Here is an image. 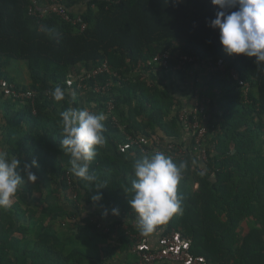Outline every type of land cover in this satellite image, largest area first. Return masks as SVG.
Listing matches in <instances>:
<instances>
[{"label": "trees", "instance_id": "1", "mask_svg": "<svg viewBox=\"0 0 264 264\" xmlns=\"http://www.w3.org/2000/svg\"><path fill=\"white\" fill-rule=\"evenodd\" d=\"M64 1L71 17L75 5L83 7L78 14L87 23L83 32L54 14L28 15L29 8L37 14L47 10L50 0H0V80L37 93L34 113L0 94V152L16 157L21 167L33 160L38 165L31 169L36 182L21 184L11 206L0 209V264H105L118 227L127 229L120 233V250L135 257L133 263L138 260L130 250L139 231L122 219H136L127 200L133 166L147 154L121 153L126 135L162 137L186 149L173 158L184 165L178 186L183 211L160 226L158 238L180 233L191 241V252L209 264H264V63L225 54L219 30L209 27L218 9L203 0ZM164 51L172 57L167 71H136L139 62ZM183 55L225 63L226 70L211 75L200 94L209 100L211 123L204 164L194 158L193 143L184 144L177 122L184 105L177 93L189 98L181 81L189 71L196 73L192 65L173 70ZM7 61L26 64L27 85L7 74ZM105 61L125 78L108 93L81 96L67 87L68 75L87 73ZM239 81L249 84L247 93ZM57 86L65 93L59 102L51 95ZM68 108L105 116L106 143L97 146L89 165L97 178L93 183L71 173L70 156L60 147V113ZM97 183L105 188L103 199L94 203ZM112 208L119 209L118 216L111 215Z\"/></svg>", "mask_w": 264, "mask_h": 264}, {"label": "clouds", "instance_id": "2", "mask_svg": "<svg viewBox=\"0 0 264 264\" xmlns=\"http://www.w3.org/2000/svg\"><path fill=\"white\" fill-rule=\"evenodd\" d=\"M211 4L218 11L209 27L219 30L225 54L255 58V65L261 66L264 63V0H211ZM51 95L57 102L65 98L59 86ZM60 116L63 122L60 147L70 156L71 173L88 183L95 182L97 178L90 172L89 165L97 155V146L106 143L104 114L68 108ZM37 166V161L33 160L31 165L25 163L21 167L16 157L9 159L6 153L0 152V209L11 206L21 184L36 182L37 177L31 169ZM183 169V164H177L170 155L161 151L144 155L135 162L130 188L132 197L127 203L136 216L141 235L149 236L157 227L182 213L178 186ZM96 188V194L91 196L94 203L103 199L101 190L105 187L97 183ZM107 214L104 213L105 216ZM111 215L118 216L119 209L112 208Z\"/></svg>", "mask_w": 264, "mask_h": 264}, {"label": "built area", "instance_id": "3", "mask_svg": "<svg viewBox=\"0 0 264 264\" xmlns=\"http://www.w3.org/2000/svg\"><path fill=\"white\" fill-rule=\"evenodd\" d=\"M195 1V0H183ZM207 4H211V0H203ZM44 14H54L62 21L70 23L79 28L83 32L87 28L80 15L71 17L64 0H50V5L47 10L37 14L34 8H29L28 15L41 19ZM171 54L164 51L151 59L141 61L136 66V71L141 72L145 70H152L153 73H162L167 71ZM224 61L216 60L211 61L208 59H201L198 56L183 55L179 58L178 64L173 67L174 71H183L187 65L195 66L196 73L188 72L181 81L184 89L188 90V96L185 100L183 107L177 114V122L182 129L184 136L189 138V143H193L191 152L200 163L207 162V151L205 143L207 141L209 127L211 126L208 111L205 104L209 103L208 98L201 100V91L205 92L209 87L207 83L209 77L215 73H223L225 69ZM230 75L233 79L237 78V73L232 69ZM100 76H105V79H99ZM101 78V77H100ZM125 78L120 76L117 72L112 70L108 63L105 61L97 67L93 68L87 73L81 75L70 74L67 77L66 85L68 88H74L81 91V96L91 94L93 96L105 95L115 85L116 81H124ZM244 88L246 93L249 90V84L243 81L238 82ZM9 98L12 101L24 102L29 105L34 111V105L37 98L35 91L24 90L15 88V86L6 80H0V94ZM107 113L113 112V101L106 103ZM113 122L118 126L117 121L113 117ZM184 144L187 143L185 140ZM161 147V148H160ZM131 150H137L142 154H151L155 151L164 152L175 158L176 155H184L186 149L180 145L176 146L168 143L162 137L149 139L144 136H130L126 135L125 143L119 146L121 153H126ZM68 186L71 188L72 183L69 174H67ZM76 193H73V199L76 198ZM70 195V198H72ZM98 223V222H97ZM97 228L104 233H109V228L102 223L97 224ZM160 226L154 232L159 231ZM135 240L133 252L138 256V260L133 264H209L208 261L199 255H194L191 252V241L183 237L180 233L172 231L158 239L156 248H152L147 241V236H143L140 232L133 235Z\"/></svg>", "mask_w": 264, "mask_h": 264}, {"label": "crops", "instance_id": "4", "mask_svg": "<svg viewBox=\"0 0 264 264\" xmlns=\"http://www.w3.org/2000/svg\"><path fill=\"white\" fill-rule=\"evenodd\" d=\"M73 11L76 15L81 14L83 11V7L80 4H77L73 7ZM22 63V62H20ZM24 64V63H23ZM7 68V67H6ZM7 72V71H6ZM7 74L14 79V74H9L7 72ZM21 86H25L29 83V78H28V74L27 72L23 75V79L21 80ZM177 96H179V98L181 100H183V102L185 103L186 97L183 94H178ZM183 140H185L187 143L186 145H188L189 142V138L187 136L183 137ZM116 217V216H115ZM118 218V217H117ZM122 221L126 222L127 225H131V227L135 230V231H139L136 225V219H134L133 221L130 219H122ZM127 229L126 228H120L118 227L116 229V231L112 234L111 238L108 241V246L112 249V253L110 254V258L105 264H125L126 262H129V264L133 263L135 261V257H128V252L123 253L120 250L121 247V243H120V233L121 232H125ZM158 232H153L152 234H150L149 236H147V241L149 242V245L152 248H156L158 245ZM133 250H130V252ZM132 254V252H131ZM134 256V255H133Z\"/></svg>", "mask_w": 264, "mask_h": 264}, {"label": "rangeland", "instance_id": "5", "mask_svg": "<svg viewBox=\"0 0 264 264\" xmlns=\"http://www.w3.org/2000/svg\"><path fill=\"white\" fill-rule=\"evenodd\" d=\"M6 67L7 68L5 70L10 75L14 74L15 83L21 85V82H22L21 80L23 79V75L27 72L26 64L15 62V61H7ZM213 91H216V89H214Z\"/></svg>", "mask_w": 264, "mask_h": 264}]
</instances>
